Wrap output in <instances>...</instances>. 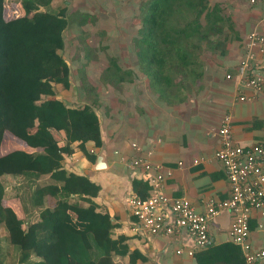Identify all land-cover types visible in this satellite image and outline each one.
Instances as JSON below:
<instances>
[{
	"label": "crops",
	"instance_id": "obj_1",
	"mask_svg": "<svg viewBox=\"0 0 264 264\" xmlns=\"http://www.w3.org/2000/svg\"><path fill=\"white\" fill-rule=\"evenodd\" d=\"M215 1L231 19V24L224 28L225 52H207L189 72L173 73L167 85L153 84L143 72L137 56V34L134 37L136 43L121 45L128 53L124 63H121L124 57L117 58L115 52L104 54L99 63L98 48L119 47L109 40L110 37L86 41L88 49L81 53L93 66L86 71L82 67H72L75 57L69 55L70 84L54 85L56 94L68 104H91L99 114L103 143L100 147H95L92 142L86 144L95 159L88 158L75 142L70 145L71 153L65 157L64 166L69 171L86 175L100 187L94 198L98 211L109 213L117 224L114 237L123 234L129 238L130 253L116 256L115 264H199L200 259L189 254L195 249V242L186 229L174 234H153L131 213L126 197L135 192L136 180L148 181L141 168L131 165L132 159L151 150L152 164L172 172L166 179L165 193L170 198H188L193 208L203 213L210 203L229 197V179L215 154L220 148L218 131L223 115H231L236 144L250 146L264 141V91L239 89L242 75L264 73V51L257 45L249 59L251 67L242 65L250 52L249 34L257 31L264 36V0ZM106 31L115 33L116 28ZM98 32L102 34L105 29ZM83 45L79 47L80 51ZM111 66L115 70L113 74L108 73ZM241 95L245 99H240ZM58 136L66 143L63 132ZM134 142L140 146L139 150L132 146ZM36 148L35 141L27 135L7 131L0 146V158H3L0 166L12 171L9 168L14 167V162L18 166L12 157L14 152L28 157ZM23 164L18 170L37 168L32 163ZM7 203L21 214L15 199ZM163 209L170 215L168 204ZM233 218L232 212L222 210L209 220V241L202 248L207 252L201 256V263L245 264L240 246L218 247L230 242ZM66 222L76 232L85 229V224L72 212ZM249 223L251 247L263 249L264 207L250 209ZM209 245L216 247L207 249ZM71 246L72 264H80L77 243L74 241ZM133 252L145 259L132 262L130 255Z\"/></svg>",
	"mask_w": 264,
	"mask_h": 264
},
{
	"label": "trees",
	"instance_id": "obj_2",
	"mask_svg": "<svg viewBox=\"0 0 264 264\" xmlns=\"http://www.w3.org/2000/svg\"><path fill=\"white\" fill-rule=\"evenodd\" d=\"M17 1L24 12L15 16L7 15L10 0H0V146L7 131L27 135L35 141V151L28 157L14 152L12 157L18 166L23 162L37 168L18 170L15 162L12 171L0 166V264H72L74 241L80 264H115L116 256L130 253L129 238L114 237L117 224L109 213L98 211L94 198L100 187L64 166L72 143L92 160L95 154L86 144L103 143L96 109L70 105L54 88L56 83L70 84L63 55L69 5L67 0L57 6L54 0ZM139 19L137 56L157 86L170 83L173 73L189 72L207 52L226 50L224 28L231 19L215 0H143ZM62 132L66 143L58 136ZM151 188L148 181L134 182L142 198ZM10 199L17 201L21 214L7 203ZM70 212L85 224L83 232L67 224ZM227 246L239 248L232 242L218 247ZM205 250L194 253L199 264ZM130 256L132 262L145 259L135 252Z\"/></svg>",
	"mask_w": 264,
	"mask_h": 264
},
{
	"label": "built area",
	"instance_id": "obj_3",
	"mask_svg": "<svg viewBox=\"0 0 264 264\" xmlns=\"http://www.w3.org/2000/svg\"><path fill=\"white\" fill-rule=\"evenodd\" d=\"M259 46L264 51V36L253 31L248 36L250 52L242 61L244 68L251 67L249 59L253 56L252 49ZM230 77V75H228ZM242 88L264 91V73H251L241 76ZM240 99H245L241 95ZM220 148L216 151L217 159L222 163L229 179V197L210 203L205 212H197L186 197L170 198L164 191L166 179L171 177L170 170L152 164L151 150L131 161V165L141 168L152 186L150 194L142 198L136 191L130 193L125 201L131 213L138 219L144 229L153 234H174L186 229L195 242L196 250L206 247L209 241L208 222L220 211L227 210L234 214L229 229V241L240 246L245 264H264V248L254 249L249 243L250 209L264 207V141L250 146H241L234 142L232 134V118L224 114L218 131ZM132 146L139 150L134 142ZM154 171V173H153ZM168 204L170 215L163 206ZM171 218V220H169Z\"/></svg>",
	"mask_w": 264,
	"mask_h": 264
},
{
	"label": "rangeland",
	"instance_id": "obj_4",
	"mask_svg": "<svg viewBox=\"0 0 264 264\" xmlns=\"http://www.w3.org/2000/svg\"><path fill=\"white\" fill-rule=\"evenodd\" d=\"M143 0H67L70 13V27L66 30V46L63 51V55L67 59V56L71 55L72 67H82L83 71H86L89 67H92L90 60H86L82 56L83 49L87 48L85 42H93L100 40L102 37H110V41H115L118 48L113 46L104 49L98 48L96 50L99 63L101 62L104 54L111 52L116 53V57H124L128 55L126 48L121 47L123 43L128 45L134 42V37L138 32L139 25V5ZM63 4V0H54L53 6ZM7 15H22L24 10L20 1L10 0V4L6 7ZM85 19L84 24H79V21ZM116 28L115 33L109 34V29ZM105 29V32L100 34L99 30ZM108 34V35H107ZM126 42V43H125ZM84 43V45H83ZM128 43V44H127ZM136 43V41L134 42ZM82 47L80 51L79 47ZM78 46V47H77ZM88 49V48H87ZM68 50V52H67ZM73 52V53H72ZM124 52V54H123ZM103 56V57H102ZM102 57V58H101ZM127 57V56H126ZM126 57L121 59V63L126 62ZM119 63V62H118ZM115 70L111 66L108 73L112 74ZM112 76V75H110ZM87 81L86 78L83 79ZM36 183L33 182L32 185ZM14 192H9L11 194ZM3 233V231H2ZM5 242V241H4ZM6 243V242H5ZM8 245L6 249H10ZM11 252L16 254L14 248H11Z\"/></svg>",
	"mask_w": 264,
	"mask_h": 264
}]
</instances>
